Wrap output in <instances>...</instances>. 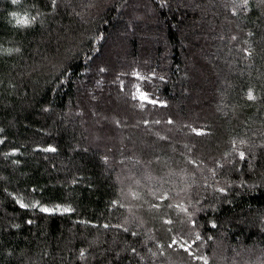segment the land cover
<instances>
[{
    "label": "trees",
    "instance_id": "obj_1",
    "mask_svg": "<svg viewBox=\"0 0 264 264\" xmlns=\"http://www.w3.org/2000/svg\"><path fill=\"white\" fill-rule=\"evenodd\" d=\"M0 264H264V0H0Z\"/></svg>",
    "mask_w": 264,
    "mask_h": 264
},
{
    "label": "rangeland",
    "instance_id": "obj_2",
    "mask_svg": "<svg viewBox=\"0 0 264 264\" xmlns=\"http://www.w3.org/2000/svg\"><path fill=\"white\" fill-rule=\"evenodd\" d=\"M86 7H87V4H81L80 8L77 9V10L81 11V10H83V9L86 8ZM16 21H17V22H18V21H24V23H25V22L27 21V18H26V17H17V18H16ZM18 23H19V22H18ZM20 24H22V23H20ZM120 78H122V77H120ZM120 78H119L118 81H120ZM113 82H116V81L108 80V77H106V80L104 81L103 89H105L107 86H111V87H112ZM109 84H111V85H109ZM100 90H102V89H100ZM110 91H112V90H109V89H108V92H110ZM135 95H136V97L139 99L140 102L151 103V104H159L157 101L151 99V98L148 96V94L145 93L144 91H142L141 89H138V90L136 91V94H135ZM42 210H43L44 212H48V213L63 212V210L60 209V207H58V208H56V209L43 208ZM182 249L186 251V250H188V247H183V246H182Z\"/></svg>",
    "mask_w": 264,
    "mask_h": 264
},
{
    "label": "snow or ice",
    "instance_id": "obj_3",
    "mask_svg": "<svg viewBox=\"0 0 264 264\" xmlns=\"http://www.w3.org/2000/svg\"><path fill=\"white\" fill-rule=\"evenodd\" d=\"M14 2H16V0H14ZM19 23H24V21H18ZM251 98V97H250ZM241 155H243V154H241Z\"/></svg>",
    "mask_w": 264,
    "mask_h": 264
},
{
    "label": "clouds",
    "instance_id": "obj_4",
    "mask_svg": "<svg viewBox=\"0 0 264 264\" xmlns=\"http://www.w3.org/2000/svg\"><path fill=\"white\" fill-rule=\"evenodd\" d=\"M16 2H17V0H16ZM13 3H15L14 0H13Z\"/></svg>",
    "mask_w": 264,
    "mask_h": 264
}]
</instances>
